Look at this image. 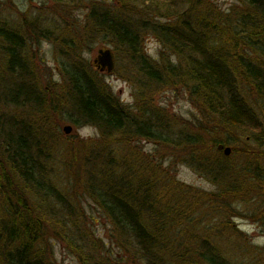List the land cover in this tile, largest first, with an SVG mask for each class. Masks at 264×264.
<instances>
[{"label": "rangeland", "instance_id": "obj_1", "mask_svg": "<svg viewBox=\"0 0 264 264\" xmlns=\"http://www.w3.org/2000/svg\"><path fill=\"white\" fill-rule=\"evenodd\" d=\"M204 1L209 5L205 12L199 9ZM243 1L0 0V22L7 21L26 37L24 52L31 66L26 75L12 76L5 70L2 63L4 56L0 52L2 85L5 90L12 89L13 98L35 100L33 94L26 90L36 89L37 94H40L39 100L44 104L36 101L8 103L0 96V121H6L5 130L16 135L17 139L21 135L26 137V132L14 126L18 120L33 132L27 137L26 143L32 146L33 153H36L37 148L41 150V154L37 153L36 156L44 168L42 179L48 180L61 196V200L54 197L43 200V194L29 193L28 198L29 204L55 217L53 229L46 236V252L53 264H143L138 252L135 254L134 240L118 231L89 192V189L100 188L92 182L88 186L90 178L95 182L110 180L98 162L104 161L106 167L110 164L111 170V164H115L120 151L129 158L131 166L136 164L137 156L153 171L156 168L159 174L155 173L148 179L157 180L156 183L163 180L168 184V193L173 192L174 195L173 190H180L183 205L178 202L170 205L174 210H181L179 214L187 211L188 217L186 226L178 234L182 244L178 242L174 248L182 246L183 250L195 249L186 246L189 236L180 235L190 225L192 231L200 227L197 233L205 238L201 242L215 245L236 264H264V198L259 191L245 189L241 195L235 192L236 186L227 181H231L228 179L230 171L233 174L239 170L232 164L238 162L242 166L241 171L251 169L248 160L242 157L246 154L239 149L251 150L247 157L249 159L253 156L252 150L264 151L261 136H257L254 130L235 131L223 125L218 127L219 132L215 135L216 116L211 114L209 103L194 92V84L179 79L170 82L169 77H166L170 85H150L131 52L111 34L95 28L87 19L90 11L96 8L99 11L110 10L112 15L126 18L138 24V27L146 24L147 29L139 30L140 51L153 64L160 67L177 65L182 70L186 67L184 57L182 54L177 55L171 46L164 43V39L153 30V24L176 21L178 24L180 20H187L196 26V22L203 18L207 26L213 29L210 33L213 35L225 20L236 19L238 14L234 13H246V1ZM102 49H110L113 54L115 68L111 73L100 72L94 63ZM75 55L97 73L132 116H143L154 109L167 117L171 124L168 126L176 130L170 136L175 142L179 141L182 133L199 135L207 145L212 144L216 137H221L231 139L228 146L235 147V153L225 156L217 147L207 148L200 153L194 151L193 147H183L180 142L178 146L167 144L164 147L157 141L137 136L131 126L127 128L128 132H118L103 141L98 127L83 121L76 122L77 118L73 115L75 107H72L74 102H70L65 92L67 81L61 68L67 66ZM260 60L264 63V58ZM237 79V84L243 90L239 76ZM245 95L250 98V94ZM253 95L251 99L254 98V107L260 114L264 138V113L260 106H264V98L259 101ZM11 118L16 120L14 124ZM66 126L72 127L70 134L64 132ZM106 145L110 147L106 148ZM217 152L219 156H216ZM164 153H167L166 158H156ZM214 155L217 161L211 159ZM220 157L224 159L222 162H219ZM93 160L99 161L94 164L96 161ZM261 164L264 165L263 161ZM221 165L225 166V170L219 179L212 168ZM258 165L259 169L255 173L260 174L261 165ZM254 171L252 169L250 176L254 175ZM240 175L245 180L243 177L248 174L245 172ZM257 185L260 186L259 182ZM163 200L161 198L154 206L157 211L162 210ZM5 206L4 199L0 198V218L6 212L3 209ZM144 217L148 215L145 213Z\"/></svg>", "mask_w": 264, "mask_h": 264}, {"label": "trees", "instance_id": "obj_2", "mask_svg": "<svg viewBox=\"0 0 264 264\" xmlns=\"http://www.w3.org/2000/svg\"><path fill=\"white\" fill-rule=\"evenodd\" d=\"M245 1L246 13H234L238 14L236 19L225 20L218 28L217 35L214 32L213 35L210 34L213 29L207 26L203 18L196 22V26L187 20H180L178 24H176L177 21L153 24V30L164 39V43L171 46L177 55L182 54L184 57L186 67L182 70L177 65L168 64L169 66L160 67L153 64L140 51L139 30L147 29L146 24L138 27V24L126 18L112 15L113 12L110 10L99 11L96 8L90 11L87 19L95 28L111 34L119 44L124 45L131 52L150 85H170L173 79L194 84V92L209 103L211 114L216 116L215 135L219 132L218 127L223 125L222 127L233 128L235 131L254 130L264 142L263 127L259 122L260 114L254 107L252 101L254 98L251 99L253 94L259 101L264 98V63L260 60L264 58V0H244L243 2ZM207 6L209 5L204 1L199 9L202 8L205 12ZM26 42V37L11 24L7 21L0 22V52L4 56L2 63L5 70L12 76L26 75L31 68L24 52ZM74 46L77 45L74 44ZM61 69L67 81L65 92L70 102L71 100L74 102L72 107H75L73 115L78 119L76 122L83 121L85 124L98 127L104 137L103 141L112 138L118 132H128L127 128L131 126L135 129L134 133L137 136L157 141L164 147L167 144L178 146L180 142L183 147H193L194 151L201 153L207 148L214 149L220 143L230 144L231 139L216 137L214 144L207 145L201 136L185 135L186 133H182L179 141L175 142L170 139V136L174 135L173 132L176 130L169 127L171 124L167 121V117L158 114L154 109L147 111L148 115L134 114L135 117H133L82 58L75 55L71 62ZM237 76L241 79L243 90L240 84H237ZM166 77H169L170 82ZM0 81V96L8 103L21 104L23 101L25 103L36 101L43 104L39 100L40 94H37L36 89L26 90L33 94L35 100L34 98H13L12 89L5 90L2 78ZM24 86L23 84V88ZM245 93L250 94V98ZM35 95L39 98L37 99ZM260 106L264 113V106L261 104ZM11 121L14 124L16 120L11 118ZM4 123L6 121H0V198L4 199L6 205L3 208L6 212L0 218L1 264H53L46 252V236L53 229L52 223L55 217L29 204L28 198L29 193L43 194L45 196L43 200L51 197L61 200V196L48 180L42 179L44 168L36 156L37 153L41 154V150L37 148L36 153H33L32 146L26 143L27 137L33 132L18 120L14 126L18 127L19 131L26 132V137L21 135L17 139L16 135L7 133ZM239 150L246 154L242 157L248 160L247 163L251 166L250 172L246 168L241 171L242 166H239L238 162L234 163L231 166H237L239 170L233 174L230 171L227 178L231 181H227L232 183V186H236L235 192L238 191L241 195L245 189L259 191L264 198V165L261 164L262 161L264 163V151L252 150L253 156L249 159L247 157L251 150L248 148ZM234 151H236L235 147H233V153ZM166 154L156 158L164 159ZM216 156H219L218 152ZM216 156H212L211 159L217 161ZM135 158L137 162L131 166L129 158L120 151L115 164H111V170L110 164L106 167L104 161L93 160L96 161L94 164L99 161L101 170L110 180L95 182L90 178L88 186L92 182L100 188L93 190L87 188L113 225L119 229L118 231L123 236H129L134 240L136 245L132 246L136 249L135 254L138 252L140 255L142 263L236 264L215 245H207L210 244L207 241L201 242L205 238L197 233L200 227L192 231L189 225L180 234L183 237L189 236L190 240L186 246L195 247L194 250H183L182 246L179 249L174 248L178 242L182 244V241L178 240V234L187 224L188 212L179 214L181 210H174L170 204L178 202L183 205V196L179 194L180 190H173L174 195H172L173 192L168 193V184L166 185L163 180L156 183L157 180L148 179L149 176L158 173L157 169L153 171L139 157ZM222 160L224 159L220 157L219 162ZM258 164L261 165L260 174L255 173L259 169ZM212 169L216 177L220 179L225 166L221 165ZM252 169L255 170L254 175L250 176ZM245 172L248 175H244L245 180H243L240 174ZM253 182L257 184L259 182L260 186ZM161 198L164 199L161 205L162 210L157 211L154 206ZM167 200L168 203L165 204ZM145 213L148 215L146 218ZM6 218L9 219L8 222Z\"/></svg>", "mask_w": 264, "mask_h": 264}, {"label": "water", "instance_id": "obj_3", "mask_svg": "<svg viewBox=\"0 0 264 264\" xmlns=\"http://www.w3.org/2000/svg\"><path fill=\"white\" fill-rule=\"evenodd\" d=\"M94 63L97 64V67L101 72L106 71L111 73L115 68L113 54L110 49L100 50L98 58ZM64 132L70 134L72 132V127L66 126ZM218 150L223 151L226 156H229L232 153V149L230 147H225L223 144L218 145Z\"/></svg>", "mask_w": 264, "mask_h": 264}]
</instances>
